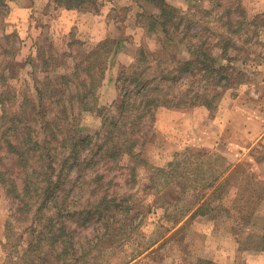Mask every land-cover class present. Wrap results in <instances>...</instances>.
Returning a JSON list of instances; mask_svg holds the SVG:
<instances>
[{
	"label": "rangeland",
	"instance_id": "rangeland-1",
	"mask_svg": "<svg viewBox=\"0 0 264 264\" xmlns=\"http://www.w3.org/2000/svg\"><path fill=\"white\" fill-rule=\"evenodd\" d=\"M166 1L176 15L171 22L184 18L190 32H199L208 44L219 42L206 52L217 53L227 45L232 59L223 68L227 77L219 85L210 75L200 80L198 75L185 77L174 93H183L194 79V90L212 100L216 97L215 106H159L156 109L182 111L156 120L155 109L142 121L130 155L114 153V158H108L93 155L100 143L94 133L101 129V116L96 110L80 109L72 96L76 90L83 92L73 74L76 61H92L97 55L98 61L105 60L103 79L95 89L100 108L110 107L118 98L115 80L121 72L126 75L150 63L152 75L158 66L175 67L178 60L186 61L193 54L186 45L169 42L155 21L160 10L150 0H97L95 11L78 10L93 14L86 13L79 21L82 15L77 12L62 14L37 2L19 22L9 19L8 4L27 5L30 0H7L8 10L0 24V69L9 66L10 74L0 79V118L6 112L5 119H0V142L3 126L13 112L21 111L20 101L26 96L34 102L21 111L22 118L41 135L35 102L40 96L38 86L46 90L43 102L49 110V126L61 135L66 130L75 137L90 135L92 141L84 143L75 163L58 166L76 173L71 209L64 202L52 205L34 222L38 202L30 201L29 210L19 216L0 185V264H60L55 256L40 261L43 247L23 259L36 228L51 223L57 228L63 224L68 234L61 237L70 241L65 244L67 253L60 257L66 264H208L205 256L221 251L224 260L235 258V264H247L250 254L264 253V0ZM241 13L245 17L238 28ZM224 20L231 23L223 24ZM17 30L25 37L20 38ZM170 30L177 34L172 23ZM195 40L188 37L187 43ZM89 51L92 54L87 55ZM6 88L8 99L2 93ZM62 95L66 109L60 102ZM162 132L171 135L168 146V138L160 137ZM67 151L68 147L62 149L65 156ZM4 156L8 154L2 144L0 157ZM210 184L215 186L212 195L192 213ZM197 214L216 219L204 224L202 219L194 221ZM55 231L52 228L48 236ZM55 239L53 246H58Z\"/></svg>",
	"mask_w": 264,
	"mask_h": 264
},
{
	"label": "trees",
	"instance_id": "trees-1",
	"mask_svg": "<svg viewBox=\"0 0 264 264\" xmlns=\"http://www.w3.org/2000/svg\"><path fill=\"white\" fill-rule=\"evenodd\" d=\"M52 1L58 6L75 10H94V5L97 3V0ZM150 1L160 10L159 20L155 21L160 24L169 42L186 45L189 52L193 54V58L186 61L178 60V65L172 68L158 66V70L152 75L149 73L152 67L150 63L141 67V69L136 68L126 75L121 72L115 80V84H118L120 88L119 96L110 106L115 108V113H111L110 107H96L95 89L103 79L105 60L101 57L102 59L98 61V55L92 61L77 60L73 74L79 79L83 92L76 90V93H72V96H76V104L79 105L80 109L96 110L102 119L101 129L94 133V138L98 136L100 140L93 153L95 156L108 155V158H114V153H117L118 156L122 157L124 152L129 154L130 150L133 151V147L139 139L136 135L140 134L142 121L147 115H152L159 106L171 108H183L198 104H203L208 108L215 106L214 99L216 97H213L212 100V96H202L194 90V79L188 82L187 88L183 93H174V87L185 77L193 76L194 78L198 75L196 80H200L206 79L210 75L211 79L215 80L214 84L217 85L222 84V81L227 77L223 72V68L226 65L228 66V64L230 66L232 59L227 54L226 44H223L217 53L206 52L207 48L213 49L217 47L219 42L208 44L199 32H190L191 25L184 18L179 17L176 22H171L170 18L176 15L166 0ZM7 10V0H0V24L4 21ZM230 12L228 10L225 11L226 14ZM241 17L242 20H237L238 28H240L241 22H244L245 15L241 13ZM171 23L174 29L177 30L175 36L170 30ZM227 23L231 22L228 20L223 21V24ZM188 37L195 38L197 43H187ZM230 44V46L233 45L231 42ZM233 48H237V46H233ZM90 54H92L91 51L87 53V55ZM9 69V66H4L0 69V79L2 81L9 76ZM38 88L36 90L40 96L35 102L38 107L36 108L38 109L36 117L39 123V134L41 135L35 134L34 129L30 126L31 122L22 118L23 114L21 111H25L28 108V103L34 102L26 96L20 101L19 107L21 111L13 112L3 126L0 142L1 146L5 144L8 154V156L0 157V185L5 189L8 199L11 200V208L19 216H24L29 210L27 204L30 201L38 202V206L35 208L38 213L34 215V222H37L44 212L47 213L52 205L64 202L66 209H71L74 206L76 173L73 170L58 169V166L65 162L63 166L68 168L69 165L75 163V155L84 150V143L92 141L90 135L75 137L68 134V130L61 135L60 130L51 128L48 121L51 120L49 110H47L43 102L46 90L39 86ZM2 93L5 95L4 98L8 99V88L2 90ZM191 93L193 94L191 95ZM60 100L61 105H64L66 109L65 96L62 95ZM1 101L2 97L0 96ZM4 112L5 110L2 112L1 121L5 119ZM34 121L35 118L32 122ZM8 137L16 140L10 143ZM66 147H68L69 151H67L65 156L64 152L62 153V149ZM131 155L139 157L140 153L132 152ZM61 156L63 157L60 160ZM129 168L133 172L134 167L131 165ZM67 216L68 214L61 218L64 219ZM52 228L56 230L53 234L54 236H48ZM64 230L63 224L60 228H57L52 223L50 225L41 224L36 228L33 240L31 239L27 244L23 259L31 258L33 254L39 252L37 248L43 247L39 252L40 256H38L40 261H43L46 256H55L56 261L59 260L60 264H66V262L60 261V257L67 253L65 244L70 243L69 239L64 240L61 238L64 235L68 236ZM55 238L59 239L58 246H53L57 242ZM45 242H50L48 245H52L49 250L48 245L45 246L47 248L44 247ZM72 248L74 249V246Z\"/></svg>",
	"mask_w": 264,
	"mask_h": 264
},
{
	"label": "crops",
	"instance_id": "crops-1",
	"mask_svg": "<svg viewBox=\"0 0 264 264\" xmlns=\"http://www.w3.org/2000/svg\"><path fill=\"white\" fill-rule=\"evenodd\" d=\"M37 2H42L43 4H47L48 6L54 8V10H58L59 12H61L62 14L64 13H79L80 15H82L77 21H79L80 19H84L86 18V13L87 14H90V15H93L92 13L90 12H84V11H78V10H75V9H67V8H60V7H56L54 6V3L52 0H30V2L27 4V5H21V4H8L9 6V12H8V17L11 21H17L19 22L20 21V17L21 19H23L22 15L24 13H26L27 11H30L32 9V5L37 3ZM104 7V6H103ZM102 7V9H103ZM57 8V9H56ZM103 13V10H101V14ZM96 15V14H95ZM14 23V22H13ZM79 23V22H78ZM17 33L19 35L20 38H23L25 36L22 35V33L20 31L17 30ZM22 46H23V43H22ZM179 111H182V110H179ZM178 110L176 109H171V108H158L156 109V112H155V117H156V120L160 119L162 117L163 114H167V115H173L174 114H177L179 113ZM161 133V131H160ZM160 137L162 139H165V138H168L166 140V145L165 146H168V142H170V140L172 139L171 138V135L168 133L164 134L162 132V134L160 135ZM172 141V140H171ZM172 146V144H171ZM172 159H170L171 161ZM169 161V162H170ZM234 163V162H232ZM215 189V186H213V184H210L206 187H204V191L206 192L205 196L202 197L201 196V199L199 201V199H197V202H196V205L194 206V208H192V213L195 212V210L197 209V207H199V205L204 202L209 196L212 195L213 191ZM199 198H200V195L199 194H196ZM208 215H203V214H197L195 215L194 217V221H199V219H202V222L204 224H208L210 225V223H214V220L216 218H214L213 216H208ZM213 220V221H212ZM230 224H228V227L230 228ZM232 227V226H231ZM208 229H206L207 231ZM230 238H232L233 236H229ZM224 254V251H221L220 253L216 254V256H205L207 257V261H208V264H219L218 261L220 262V259L221 261H223V263H225L224 261H227V260H224V258L222 257V255ZM248 259L246 260L247 261V264H264V253H255V254H250L249 256H247ZM204 258V257H203ZM209 258V259H208ZM229 264H235V258H232V259H229L227 261Z\"/></svg>",
	"mask_w": 264,
	"mask_h": 264
}]
</instances>
